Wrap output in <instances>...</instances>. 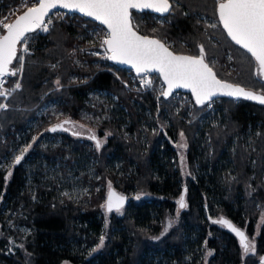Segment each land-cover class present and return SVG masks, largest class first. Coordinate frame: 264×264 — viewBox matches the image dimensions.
Instances as JSON below:
<instances>
[{"label": "trees", "instance_id": "16d2710c", "mask_svg": "<svg viewBox=\"0 0 264 264\" xmlns=\"http://www.w3.org/2000/svg\"><path fill=\"white\" fill-rule=\"evenodd\" d=\"M15 1L0 0V15ZM173 1L174 11L163 17L170 20L163 23L157 14L133 10L136 29L164 40L176 52L197 55V45L203 44L220 78L264 90L255 76L254 59L219 24L218 0ZM203 13L218 20L215 30L199 23ZM62 14L71 16L62 11L48 34L33 35L22 88L0 110V264H261L264 106L223 97L212 109L200 108L188 93L166 99L157 89L128 87V69L106 58L111 66L92 62L89 49L102 38L90 27H105L76 13L72 16L88 25ZM229 49L235 74L226 65ZM74 73L89 77L75 81ZM95 91L105 94L94 99L90 94ZM179 102L183 109L178 112ZM65 120L90 131L69 124L63 128L67 131H48ZM96 130L105 136L99 149L89 138L95 134L100 140ZM181 132L192 172L188 178L174 145ZM48 136L61 141L44 142ZM31 143L20 164L13 166L15 156ZM118 159L120 169L113 166ZM78 173L81 179L75 177ZM109 182L130 197L119 213L102 207ZM184 189L187 207L179 209ZM221 218L256 241L255 253L243 254L239 237L215 223ZM169 221L174 222L165 232ZM101 236L104 244L97 247Z\"/></svg>", "mask_w": 264, "mask_h": 264}, {"label": "snow or ice", "instance_id": "6c2138e0", "mask_svg": "<svg viewBox=\"0 0 264 264\" xmlns=\"http://www.w3.org/2000/svg\"><path fill=\"white\" fill-rule=\"evenodd\" d=\"M57 6L77 10L106 25L108 32L101 43V46H106V53H110L106 58L131 65L137 74H144L150 70L157 71L167 84V89L161 92L165 98L169 97L174 89L183 87L191 90L198 105L210 106L213 99L221 95L258 101L264 105V94L246 90L239 85L217 78L213 68L206 62L203 44L197 45L198 55L176 54L160 39L139 34L132 24L131 10L151 9L161 14L171 13L174 11L173 0H35L30 7L26 6L22 14L11 13L15 16L12 22H6L8 17L5 16L0 19V29L3 30L0 34V97L7 99L21 88L19 82H16L11 89L4 88L7 77H15L24 70V57L18 56L17 46L23 44V52L27 53L29 34L37 30L48 32L52 21L46 20V17ZM217 11L219 24L222 25L227 37L250 53L257 66L255 76L264 83V0H218ZM208 27L216 28L217 24L212 23ZM152 31L156 32L157 29ZM13 61H17L19 67L11 68ZM56 83L59 85V80ZM143 83L151 85L152 81L144 80ZM8 106L7 103H0V110L7 109ZM69 123L72 122L65 120L52 126L48 131L56 132L58 129H63L64 124ZM72 134L79 135L78 132ZM180 135L183 139L184 134L181 132ZM89 138L96 141L97 149L101 147L102 142L96 139L95 134ZM36 140L37 137H33V142ZM31 147L32 144L27 145L19 155L15 156L13 166L20 164ZM9 176H11L10 170L5 179L7 180ZM125 200L126 197L113 190L109 182L107 199L102 205L106 212L110 213L113 210L117 213L121 212ZM177 204L179 209L187 207L184 195L179 197ZM173 222H168L165 232ZM215 223L226 226L239 237V244L245 256L255 253L254 242L250 241L245 232L231 221L221 218ZM103 244L104 237L101 236L97 247ZM261 264H264V257L261 258Z\"/></svg>", "mask_w": 264, "mask_h": 264}, {"label": "rangeland", "instance_id": "374dc122", "mask_svg": "<svg viewBox=\"0 0 264 264\" xmlns=\"http://www.w3.org/2000/svg\"><path fill=\"white\" fill-rule=\"evenodd\" d=\"M13 4L14 3L12 2L11 5H10V7L3 14L0 15V19H2L5 15H9L8 10L13 6ZM21 9L19 10L20 12H21ZM70 14H71V16H69V17L66 16V15H64V14L60 15L59 17H65L67 19L74 18L75 20L81 21V23L83 25H85V26L88 25V22L87 21L82 20L80 17L72 16V13H70ZM163 17L157 18L158 22H162L163 23L165 21H169L170 20L167 17H165V18H163ZM198 19H199V23L206 30H208V31L210 29L215 30L218 27V20L216 18H213V17L207 15L206 13H203V14L199 15ZM212 23H216L217 24V27L216 28H210V27H208V25L209 24H212ZM90 31L99 34L100 37L102 38V40L106 37L107 32H108L106 28L103 29V27H101L99 25L91 26L90 27ZM179 42H180V44H182L183 46H186L188 48H190V46H191L190 43H189V41H187L186 39H181V40H179ZM168 43L174 45L177 42L175 40H169ZM103 47L104 46H101V43H100V44L96 45L95 47L89 49L90 50V54H92L95 57V59H93L92 62L94 64H96V65H101L103 63L104 65L111 66L110 64H106L103 61L104 60V57H103V55H104ZM82 49L85 50L87 48L83 47ZM226 58H227V62L230 63L229 65L226 64L228 66L229 71L231 73H234L237 69H236V65L233 63L234 54H233V52H232L231 49L228 50ZM214 60H216V59H214ZM24 69H25V67H24ZM114 70H115V68H114ZM127 74H128V72H126V74H125L126 77H127ZM153 76H154V82L157 83L159 78H157V75H155V74H153ZM87 77H89V74L88 73H74L73 74V77H72V80H75V81H81L82 80L83 81ZM59 87H60V85H59ZM104 94H105V91H102V92L101 91H95V92H92L90 95H91L92 98L96 99V98L102 97V95H104ZM51 103H54V102H51ZM51 103H49V105H46V104L43 105L42 109H40V112L38 114L40 115L43 112H45L46 110H48V108L51 107ZM182 107H183L182 106V103L179 102V103L176 104V108H177L176 110L178 112L183 109ZM190 116H192L191 113H189V115H187V118H189ZM69 126L72 127V129L78 130V131H81V132H86L87 133V132L90 131L89 128H87V127H85L83 125H80V124H74L73 123V124H69ZM81 126H83V127H81ZM96 133L98 134V131L97 130H96ZM98 136H99V134H98ZM99 137H100V140H101L102 144H104L105 143V136H99ZM44 140H45L44 142L51 141L52 143H58L59 141H61V138L60 137L54 138L53 136H48V137H44ZM182 144H186L187 145V142H186L185 136H183V139H181V135H180L179 138L175 141L174 145H175V148L177 150V154H178V158H179V164H180L181 172H182L184 178H188L191 175L192 172L189 169V166H188V163H187V159H186L187 146L186 147H181L180 145H182ZM94 162H95V159L92 158L91 159V164H90V169H89V171L92 174L95 173V168H96V165H95ZM113 166L116 169H120L122 167V162L118 159V160L114 161V165ZM71 168H72V166L70 165V167L68 169H71ZM76 168H79V167H76ZM75 177L81 179L82 178V175L80 173H78V174H75ZM90 187L91 186H88L86 189H88ZM97 188H100V184L97 186ZM83 191H84V187H82V189L79 192H83ZM67 192L70 193L71 190H69V191L67 190ZM76 192H78V191L76 190ZM262 220L263 219L261 218V220H260V222L258 224V230H259V227L261 225ZM249 240L254 242L255 249H256V241L254 239H252L251 237L249 238ZM94 249L96 250L97 247H95ZM65 264H71V263H65Z\"/></svg>", "mask_w": 264, "mask_h": 264}, {"label": "built area", "instance_id": "2783aa9c", "mask_svg": "<svg viewBox=\"0 0 264 264\" xmlns=\"http://www.w3.org/2000/svg\"><path fill=\"white\" fill-rule=\"evenodd\" d=\"M33 2H35V0H16L15 2H14V4H13V6L8 10V12H9V15H5V16H7L8 17V20L6 21V22H11V20H12V18L14 17V15H12L11 13H20V9L22 8H25L26 6H31V4L33 3ZM21 9V10H22ZM19 12H18V11ZM62 11H64V12H68V13H74V12H71V11H67V10H63V9H55V10H53L50 14H49V16L46 18V20H48V19H51V21H52V23L49 25V31L48 32H43V31H40V30H37L36 32H34V33H31V34H29V40H28V49H29V51L27 52V53H25V52H23V47H24V45L23 44H21V46H20V51H19V55L18 56H23L24 57V67H25V63H26V58H27V55H28V53L30 52V41H31V39H32V37H33V35L34 34H37V33H42V34H48L51 30H52V27H53V24H54V17L57 15V14H59L60 12H62ZM4 16V17H5ZM3 17V18H4ZM2 18V19H3ZM3 30L2 29H0V34H1V32H2ZM105 46L103 47V50H104V55H103V57L104 58H106V56L107 55H109V53H106V51H105ZM107 59V58H106ZM17 67H19V64H18V62L16 61L15 62V64L12 66V68H17ZM23 74H24V70H23V72L22 73H18L17 74V76H15V77H11V76H9V77H7L6 78V82H5V84H4V88L5 89H11V88H13L14 87V85H15V83L16 82H19L20 84H21V88H22V78H23ZM128 77V78H127ZM127 77L125 78V80H124V84L126 85V86H128V87H130V86H132L133 88H135L136 90H140L141 88H145V89H157L158 91H164V89H165V83L162 81V79H158V82L156 83V82H154V76H153V74H151V73H144V74H142V75H136L134 72H133V70H131V69H128V74H127ZM11 80H13V81H11ZM144 80H151L152 81V83H151V85H145L144 83H143V81ZM20 88V89H21ZM20 89H18V90H20ZM17 91V90H16ZM14 93V92H13ZM184 94V92H182V91H176L172 96H175V97H179V96H181V95H183ZM115 97H117V96H115ZM221 98H216V99H214L211 103H210V106H208L207 108L208 109H212L213 107H214V105H215V102L216 101H218V100H220ZM6 101V99L4 98V100H3V103Z\"/></svg>", "mask_w": 264, "mask_h": 264}, {"label": "water", "instance_id": "95a60500", "mask_svg": "<svg viewBox=\"0 0 264 264\" xmlns=\"http://www.w3.org/2000/svg\"><path fill=\"white\" fill-rule=\"evenodd\" d=\"M217 5H218V3H217ZM55 9H63V10H67V11H71V12H75V13H77V14H79V15H82V16H85V15H83L82 13H80V12H78L77 10H70V9H65V8H62V7H59V6H57V8H55ZM55 9H52L51 11H50V13L53 11V10H55ZM26 9H24L23 11H25ZM135 10H137V9H135ZM22 11V12H23ZM138 11H141V12H144V11H150V12H152V13H154V14H157V15H160V16H167V15H169L170 13H164V14H161V13H157V12H155V11H153V10H151V9H144V10H138ZM22 12H20L19 14H22ZM49 13V14H50ZM132 14H133V10H131V21H132V24H133V26H134V22H133V18H132ZM217 16H218V11H217ZM85 17H87V16H85ZM15 18V17H14ZM14 18L11 20V22L14 20ZM47 18V17H46ZM87 18H90V19H92V20H94V21H96V22H98L99 24H101V22L100 21H97V20H95L94 18H92V17H87ZM101 25H103V24H101ZM106 29H107V26L106 25H103ZM135 27V26H134ZM136 28V27H135ZM138 30V29H137ZM107 31H108V29H107ZM138 32H139V34H141V35H147V34H144V33H142V32H140L139 30H138ZM3 33V32H2ZM1 33V34H2ZM147 36H149V37H152V38H157V39H160V38H158V37H156V36H151V35H147ZM161 41H163V42H165L164 40H162V39H160ZM233 42V41H232ZM166 43V42H165ZM235 43V42H234ZM167 44V43H166ZM168 45V44H167ZM20 46H21V44H19L17 47H18V55H19V51H20ZM169 46V45H168ZM239 46V45H238ZM106 47V46H105ZM240 47V46H239ZM169 48H170V50L171 51H173V52H175L176 54H184V55H193V54H189V53H183V52H176L171 46H169ZM243 49V48H242ZM245 50V49H244ZM205 53H206V51H205ZM250 54V53H249ZM109 55H110V53H109ZM198 55V54H197ZM254 59V58H253ZM109 60V59H108ZM111 63H113V64H115L116 66H119V67H123V68H127V69H131V70H133V72L136 74V75H142V74H137V72H136V70H135V68L134 67H132L131 65H127V64H121V63H117V62H115V61H112V60H109ZM255 61V60H254ZM16 61H13V64L10 66L11 68H12V66L14 65V63H15ZM206 62H208L209 63V61H208V59H207V54H206ZM209 65H210V63H209ZM211 66V65H210ZM212 67V66H211ZM256 62H255V72H256ZM213 68V67H212ZM213 71L216 73V71H215V69L213 68ZM148 73H151V74H157L161 79H162V81L164 82V80H163V77L157 72V71H153V70H150ZM216 75H217V73H216ZM217 78H219V79H221V80H224V81H227L228 83H232V84H235V85H239V86H241V87H243V88H245L246 90H251V91H254V92H258V93H261V94H264V90H262V89H254V88H249V87H245V86H243V85H241V84H239V83H235V82H232V81H229V80H226V79H222V78H220L218 75H217ZM165 83V82H164ZM167 89V84L165 83V89L164 90H166ZM176 91H182V92H184V93H188V94H191V96L193 97V99H194V101H195V96L192 94V92H191V90L190 89H187V88H183V87H179V88H176V89H174L173 90V92H172V94L169 96V97H167L166 99H168V98H170ZM223 97H225V98H230V99H234V100H240V99H243V100H248V99H245V98H235V97H230V96H226V95H221V96H217V97H215L214 99H216V98H223ZM165 98V97H164ZM213 99V100H214ZM248 101H251V102H253V103H256V104H259V105H261L258 101H253V100H248ZM196 103V102H195ZM198 107H200V108H202V107H204L205 105H198V104H196ZM264 106V105H263ZM55 125H57V124H55ZM54 126V125H53ZM65 127V124L63 125V128ZM97 138V137H96ZM113 190H115L118 194H120V195H123L124 197H126V200H125V202H124V206H126L128 203H129V201H130V197L128 196V195H126V194H123V193H121L118 189H116L115 187H111ZM108 191H109V189H108ZM108 191H107V193H108ZM185 193H186V189H184L183 190V194L182 195H184L185 196ZM106 199H107V194H106V198H105V202H106ZM123 206V207H124ZM224 219H226V218H224ZM228 220V219H227ZM230 221V220H229ZM232 222V221H231ZM233 223V222H232ZM234 224V223H233ZM235 225V224H234ZM236 226V225H235ZM237 227V226H236ZM237 228H239V227H237ZM240 229V228H239ZM242 230V229H241ZM242 231H244V230H242ZM245 232V231H244ZM245 234H246V232H245ZM247 235V234H246Z\"/></svg>", "mask_w": 264, "mask_h": 264}, {"label": "flooded vegetation", "instance_id": "af4514ba", "mask_svg": "<svg viewBox=\"0 0 264 264\" xmlns=\"http://www.w3.org/2000/svg\"><path fill=\"white\" fill-rule=\"evenodd\" d=\"M173 3H174V1H173ZM174 6H175V4H174ZM133 10H135V9H133ZM161 17H163V16H161Z\"/></svg>", "mask_w": 264, "mask_h": 264}]
</instances>
